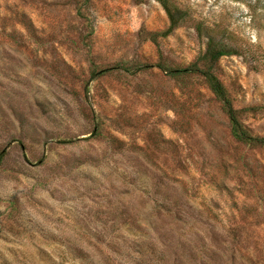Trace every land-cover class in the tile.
<instances>
[{
    "label": "rangeland",
    "instance_id": "1",
    "mask_svg": "<svg viewBox=\"0 0 264 264\" xmlns=\"http://www.w3.org/2000/svg\"><path fill=\"white\" fill-rule=\"evenodd\" d=\"M171 1L190 20L153 41L157 0H0V264H76L58 256L70 235L148 217L142 181L264 255V146L231 141L202 77L164 71L204 52L200 25L236 49L214 72L264 137V0Z\"/></svg>",
    "mask_w": 264,
    "mask_h": 264
},
{
    "label": "trees",
    "instance_id": "2",
    "mask_svg": "<svg viewBox=\"0 0 264 264\" xmlns=\"http://www.w3.org/2000/svg\"><path fill=\"white\" fill-rule=\"evenodd\" d=\"M157 1L165 11L168 26L153 33V41L168 37L190 20L188 10L171 0ZM195 28L200 35L207 37L204 52L185 68H165L164 71L181 81L193 76L202 77L227 117L231 141L246 147L264 146V137L253 136L241 122L239 110L234 107L228 89L214 72L218 60L237 54L236 49L215 40L212 35H206L200 25ZM146 67L136 66L137 70ZM124 68L130 70L128 66ZM109 70H92L90 80ZM93 134L96 135L97 130ZM5 153V150H0V166ZM140 184L142 190L152 197L148 217L135 214L126 219L124 223L129 225L126 232L85 230L74 233L68 237L67 246L58 256L76 264H264L263 252L245 244L240 228L226 230V224L217 215L194 214L189 210V201L183 205L168 196L157 197V194L150 193L148 183L142 181ZM186 186L183 183L184 192L189 190ZM217 186L225 187L222 184ZM122 220V215H116L113 223Z\"/></svg>",
    "mask_w": 264,
    "mask_h": 264
}]
</instances>
